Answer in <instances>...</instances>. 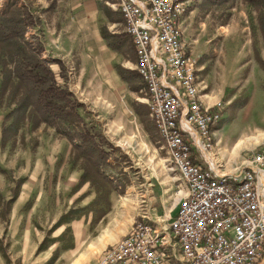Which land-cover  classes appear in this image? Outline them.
I'll return each instance as SVG.
<instances>
[{
	"label": "rangeland",
	"instance_id": "374dc122",
	"mask_svg": "<svg viewBox=\"0 0 264 264\" xmlns=\"http://www.w3.org/2000/svg\"><path fill=\"white\" fill-rule=\"evenodd\" d=\"M13 1L0 0V12ZM16 1L39 20L44 59L66 64L69 88L84 104L80 113L109 153L100 158L53 126L29 120L3 145L7 115L20 95L2 93L0 55V264H96L142 215L156 220L175 212L179 175L140 102L142 80L125 68L133 52L107 18L113 0ZM183 26L209 98L222 102L214 150L242 160L251 153L244 140L264 131V3L194 0ZM108 45L121 46V63ZM109 71L127 78L115 85ZM261 135L255 144L264 143ZM225 149L233 152L226 156Z\"/></svg>",
	"mask_w": 264,
	"mask_h": 264
},
{
	"label": "built area",
	"instance_id": "2783aa9c",
	"mask_svg": "<svg viewBox=\"0 0 264 264\" xmlns=\"http://www.w3.org/2000/svg\"><path fill=\"white\" fill-rule=\"evenodd\" d=\"M193 2H108L123 15L144 84L140 102L179 184L174 213L156 220L142 215L96 264H259L264 258V143L242 160L214 150L222 102L209 98L200 57L185 36L183 18Z\"/></svg>",
	"mask_w": 264,
	"mask_h": 264
},
{
	"label": "trees",
	"instance_id": "16d2710c",
	"mask_svg": "<svg viewBox=\"0 0 264 264\" xmlns=\"http://www.w3.org/2000/svg\"><path fill=\"white\" fill-rule=\"evenodd\" d=\"M253 2L263 4L264 0ZM38 26L35 15L24 5L19 6L16 0L7 3L0 12L1 90L4 94L10 88L14 99L20 95L16 107L7 115L10 122L3 128L2 144L17 136L22 125L29 120L35 127L41 123L51 125L75 146H79V140L87 151L105 158L109 152L98 144L99 135L93 132L80 113L84 104L69 88L66 64L59 58L44 59L46 49L35 32ZM54 65L58 66V72L53 69ZM248 100L240 103L239 108L245 107Z\"/></svg>",
	"mask_w": 264,
	"mask_h": 264
},
{
	"label": "crops",
	"instance_id": "0c3cea01",
	"mask_svg": "<svg viewBox=\"0 0 264 264\" xmlns=\"http://www.w3.org/2000/svg\"><path fill=\"white\" fill-rule=\"evenodd\" d=\"M113 12V11H112ZM114 13V14H113ZM113 13H110V12H107V18L109 17V16H111V18H113V20H112V24H111V26H113V28H115V30H116V33H123L124 34V38H127L128 40H129V43H130V46H131V48H132V52H133V56H132V58H131V60H129L128 62H127V64H128V66H126L125 68H126V70H129V71H134L135 72V64H136V62H137V56H136V52H135V47H134V45H133V42H132V40L129 38V36L125 33V25H124V19H123V15H122V13L121 12H113ZM104 17H106V15H104ZM113 35H115V34H113ZM104 39H106V40H108V38H107V36H104ZM103 38H102V40H103V44H106L105 42V40H104ZM114 40L116 39V36H114V38H113ZM115 45H113V46H111V45H108L107 46V49H108V52L110 53V55H114V53H120L119 51H120V45H118L117 47H114ZM120 56V57H119ZM119 56H118V62H120L121 63V61H123V58H121L122 56H121V53L119 54ZM106 62H108L107 63V66H109V68H110V61H106ZM106 66V67H107ZM110 72V71H109ZM124 73L126 74L127 72L126 71H124ZM110 76H111V72H110ZM112 76L114 77L113 79V84L115 83V85H117L118 84V80L120 79L119 78V76H121V78L124 80H126V78L124 77V74H122V73H119V72H115L114 71V73L112 74ZM111 76V77H112ZM139 77V76H138ZM140 78V77H139ZM112 81V80H111ZM126 82V81H125ZM108 84H111V83H108ZM117 95H119V92H117ZM264 134V131H261L260 133H258L257 135H254V136H258L259 138H263V135H261V134ZM254 136H249V137H247L246 138V140H247V143H246V141L244 140V144H245V146L243 147L244 148V150L245 149H247V151H251V150H253L258 144H255V143H257L255 140H253L252 138L254 137ZM259 141V140H258ZM255 145V146H254ZM237 146V145H236ZM236 146H234V148H233V151L236 149ZM242 148V149H243ZM222 149V148H221ZM241 149V150H242ZM240 150V151H241ZM233 151H228L227 149H225L224 150V154L226 155V154H228V153H230V152H233ZM240 151H238V152H236L235 154L237 155ZM216 153H219V154H221V151H217ZM222 155V154H221ZM227 156V155H226ZM223 157V156H222ZM19 200V199H18ZM16 201V204H17V206H19V201ZM90 260H93V259H90Z\"/></svg>",
	"mask_w": 264,
	"mask_h": 264
},
{
	"label": "water",
	"instance_id": "95a60500",
	"mask_svg": "<svg viewBox=\"0 0 264 264\" xmlns=\"http://www.w3.org/2000/svg\"><path fill=\"white\" fill-rule=\"evenodd\" d=\"M261 264H264V259H263V261H262V263Z\"/></svg>",
	"mask_w": 264,
	"mask_h": 264
},
{
	"label": "bare ground",
	"instance_id": "6f19581e",
	"mask_svg": "<svg viewBox=\"0 0 264 264\" xmlns=\"http://www.w3.org/2000/svg\"><path fill=\"white\" fill-rule=\"evenodd\" d=\"M78 263V262H77Z\"/></svg>",
	"mask_w": 264,
	"mask_h": 264
}]
</instances>
